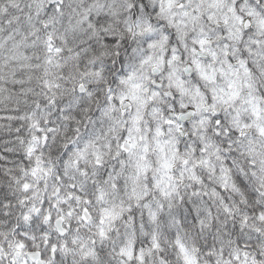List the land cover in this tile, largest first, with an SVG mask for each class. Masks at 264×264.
<instances>
[{
	"label": "snow or ice",
	"instance_id": "obj_1",
	"mask_svg": "<svg viewBox=\"0 0 264 264\" xmlns=\"http://www.w3.org/2000/svg\"><path fill=\"white\" fill-rule=\"evenodd\" d=\"M0 264H264V0H0Z\"/></svg>",
	"mask_w": 264,
	"mask_h": 264
}]
</instances>
